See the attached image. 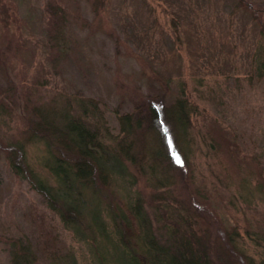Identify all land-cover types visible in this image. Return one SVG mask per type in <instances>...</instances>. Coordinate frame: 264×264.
Segmentation results:
<instances>
[{"label": "rangeland", "instance_id": "1", "mask_svg": "<svg viewBox=\"0 0 264 264\" xmlns=\"http://www.w3.org/2000/svg\"><path fill=\"white\" fill-rule=\"evenodd\" d=\"M47 1H0V264H16L20 249L32 264H102L92 253L113 252L119 227L131 242L140 231L133 216L125 225L115 214L126 195L143 201L160 242L175 228L212 264H264V83L245 77L257 37L248 13L236 0H111L109 11L62 0L64 14L50 18ZM183 80L195 108L184 129L172 107ZM151 103L183 152L181 167L170 162L179 154H168L169 132L149 115ZM66 110L142 160L127 163V183L114 175L98 179L92 196L86 190V212L66 214L77 231L38 187H58L45 161L57 147L38 116L57 122ZM127 112L141 126L124 134L118 118ZM97 212L109 240L92 223Z\"/></svg>", "mask_w": 264, "mask_h": 264}, {"label": "trees", "instance_id": "2", "mask_svg": "<svg viewBox=\"0 0 264 264\" xmlns=\"http://www.w3.org/2000/svg\"><path fill=\"white\" fill-rule=\"evenodd\" d=\"M62 2V0H48L45 3L46 11L50 12V18L56 17V14H59L60 11L64 14L65 5H62ZM110 3L111 0H94V7L109 11ZM236 6L248 13L251 23L257 28V37L250 57L249 69L245 77L250 79V81H254L255 78L257 82L264 83V5L255 4L250 0H236ZM172 16L174 17L170 19V26L173 32L177 34L179 24L175 19L176 16ZM180 84L179 94L172 107L178 125L184 129L190 122L189 116L195 108L190 109V103L186 97L185 81H181ZM151 104L148 108L149 115H152L153 119H157L156 121L160 127L163 123L169 132V135L165 134L167 137L170 136L169 139L171 141L168 143L166 137L164 139L168 154H179L169 156V159L172 160L170 162L174 163L177 167H181L179 166L181 164L177 163V158H180V162L186 161L183 152L173 138L174 135L173 132H170L169 124L163 120V111L161 108L157 110ZM38 118L39 128L46 129L48 136L51 138L52 143L49 144L48 142V145L52 144V146L57 147V149L53 150L50 146L45 161L48 170L58 185L56 190L47 189L48 186L39 181L38 187L40 191L48 195L50 207L59 214L64 224L67 227L75 229L77 223L67 218L66 214L77 215L76 217L79 218V216L86 212L87 201L90 202L91 200L90 203L93 202L91 190H94L97 180L101 179L103 183L104 179L106 180L110 176L113 179L114 175H117L122 182L127 183L126 180L129 179L126 167L127 163L136 167V163H142V160H135L131 157L132 150H130L129 143H117L114 145L107 143L101 131L96 129L97 125L95 123V125L90 124L84 120L77 110L75 112L66 110L57 122L52 121L51 117L49 119L43 113L39 114ZM118 121L122 126L124 134L131 132L133 126L135 131L141 126V121L138 118L132 117L129 112L121 115ZM151 151H142L143 157L141 158L147 160L148 155H152ZM52 152L58 154L53 155ZM149 162L151 164L147 166L148 171L154 167V160L151 159L147 163ZM14 165L19 168L17 164ZM153 173L155 174L154 170ZM131 176H133L131 184L135 185V175L132 174ZM86 190L91 194L89 198V195L86 196L87 194H85L87 193ZM142 202L141 199L136 197L134 199V195H126V198L122 202V207L127 212L125 213L123 208H117L118 212L115 214L122 219L121 221L126 225L128 214L129 216H133L140 227V231L136 238H134V243L130 241V235L126 232L123 233L122 228L119 227L117 229V240L111 243L113 252L109 251V249L104 250L99 246V249H94L97 252L92 253L97 259L101 260L102 264H212L208 250L202 245H198L199 241L194 240L191 233H187V235L190 234V237H183L182 235L180 237L178 229L168 227L166 228L167 243L160 242L159 239L155 238ZM92 223L100 234L104 233V235H107V239L109 238L106 222L102 220L98 212L94 216ZM191 225L190 223L185 228H189ZM177 235L179 238H177ZM189 239L196 243L198 250L193 248L195 245H192ZM262 241L264 242V235ZM20 251L23 254L17 257L16 264H32L33 261L30 253L24 249H20ZM17 254L20 253L17 251Z\"/></svg>", "mask_w": 264, "mask_h": 264}]
</instances>
